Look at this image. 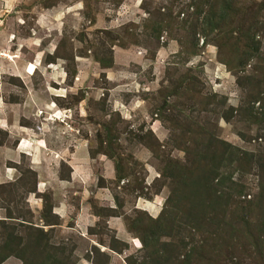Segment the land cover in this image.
Here are the masks:
<instances>
[{"label":"rangeland","instance_id":"1","mask_svg":"<svg viewBox=\"0 0 264 264\" xmlns=\"http://www.w3.org/2000/svg\"><path fill=\"white\" fill-rule=\"evenodd\" d=\"M55 94L71 120L46 115L39 142ZM3 109L8 126L19 118L22 145L39 147L12 161L17 134L0 129V169L13 170L0 183V264L22 263L6 255L5 232L23 238L26 263L108 264L112 250L113 264H264V0H0ZM73 156L82 185L69 179ZM52 176L68 182L61 194L38 182ZM59 200L66 220L47 228ZM80 202L100 216L86 226L96 246L72 226Z\"/></svg>","mask_w":264,"mask_h":264},{"label":"crops","instance_id":"2","mask_svg":"<svg viewBox=\"0 0 264 264\" xmlns=\"http://www.w3.org/2000/svg\"><path fill=\"white\" fill-rule=\"evenodd\" d=\"M55 19V18H54ZM42 53V52H41ZM40 53V54H41ZM43 53H45V52H43ZM43 53H42V55H43ZM52 54V52H49L48 51V54L47 55H51ZM47 62H53V61H47ZM28 63V65H22L20 68L22 69H25V70H21V72L23 73V74H30L29 72H28V68H30V66L31 65H33L34 67H36L35 68V70H34V72L36 71V69H37V62H35V63H32V62H27ZM26 63V64H27ZM30 63V64H29ZM53 65H57V62H53ZM48 71H47V73L48 74H50L51 76H49V77H52V78H50L51 79V81L52 82H54L53 81V78H56L57 80H59V81H56V82H54V83H57V84H59L58 86H59V88H60V90L61 89H64V87H63V85H62V83H63V80H62V78L59 76V70L57 69V68H55V67H50L49 69H47ZM26 72V73H25ZM61 78V79H60ZM64 79V78H63ZM75 81L76 80H73V82L69 85V88L70 89H73V86L75 85ZM45 84H46V82H45ZM47 85H49L48 83H47ZM46 86V85H45ZM68 91H70L69 89L67 90L66 89V93H68ZM56 97H65V95L64 94H55V95H49V99H47L46 101H43L44 103L42 104V109L44 110V112H45V114L44 115H42V117L44 118L45 117V119H41V120H39L40 122H41V124H37V126H36V137H35V139L37 140V141H39V142H41V141H43V139H44V136H42L44 133H45V127L46 126H44L43 124H47V119H46V115H51V113H54V114H52L53 116H51L52 117V119H54L55 120V122H57V123H59V124H65V122H67L68 120H71V118H70V114H69V116L66 114L67 112H66V110H71V108H69V107H64V106H60V105H57V103L54 101L55 99H56ZM40 107V108H41ZM70 113H72V112H70ZM5 116H6V110H2V112H1V115H0V129H2V130H6V132H8V134H10V135H12V134H17V136H15L16 137V147L14 148V150H12V152L14 153V155H10V153H8L7 154V157L8 158H12L13 160L12 161H15L17 158H18V155H22V154H26V153H24L25 151H23L24 149L26 150V149H28V150H31L34 146V144L36 145V143H32V145H31V147H27V146H23L22 145V143L23 142H21V137H19V135H18V133L20 132V129H21V125H20V121H19V118H18V120H17V116L16 115H14V118H13V121H12V123L10 124V126L13 128L12 130H9V128H10V126H8V123H7V121L6 120H4L5 119ZM22 116H24L23 114H22ZM71 117H72V114H71ZM15 119V120H14ZM66 120V121H65ZM46 121V122H45ZM65 121V122H64ZM13 122L15 123V127H16V130L14 129V124H13ZM65 129V128H64ZM35 130V129H34ZM65 132H67V133H70L69 132V130H65ZM42 133V134H41ZM38 134H41V135H38ZM71 134V133H70ZM68 137V136H67ZM79 139L77 138V141H78ZM74 141H75V139H74ZM74 141H70V143H72V142H74ZM73 144V143H72ZM37 147H39L38 145H36ZM2 148L3 147H1L0 146V153H1V151H2ZM31 151H33V150H31ZM11 152V153H12ZM74 153V152H73ZM1 155H2V153H1ZM27 155H29V154H27ZM70 155V154H69ZM72 155V154H71ZM84 158L83 157H81V159L77 162V165L79 166V168H78V170H77V168L76 167H74L72 164H75L76 163V160H75V156H73V158H70V160H68L67 161V163H68V165H69V167H70V173H69V179H70V181L71 182H75V181H77L78 183H80L81 185H82V181L83 180H85V178H84V173H83V163H84ZM81 161H83V162H81ZM33 164V163H32ZM8 167H5V169H7ZM37 168H35V169H33V170H35V172L37 171L36 170ZM8 172H2L1 171V169H0V174H1V178L2 179H4L3 181H0V183H2V182H7L9 179H8V177H11L12 175H13V170L12 169H10L9 168V170H7ZM37 174V173H36ZM41 175V174H40ZM43 176V175H42ZM5 179H6V181H5ZM8 179V180H7ZM74 179V180H73ZM69 181V182H70ZM38 182H41V183H43V182H46L45 184L46 185H49L50 183L51 184H54V182L56 183V187H58L59 189H57L56 188V190L57 191H59V193L61 194V192H64L63 191V189L66 187L65 185V182H67L65 179H63V178H61L60 176L58 177V176H56L55 178H54V176H52V178H49V177H43L42 179H40ZM35 183V190L34 191H36V192H42V190L44 191V185L43 184H39V183ZM68 183V182H67ZM45 185V186H46ZM31 192V191H30ZM49 192H51V191H49ZM33 194V193H32ZM31 194V195H32ZM51 196H52V193H51ZM55 198H57V199H59V198H62V196L60 195L59 197H58V194L57 193H55ZM31 199V198H30ZM52 200H53V196H52ZM32 201V203H30V200L29 199H27V203L29 204V207H30V209H31V211H32V214H33V217H34V215H36V217H37V214L39 213L38 212V209L40 208V205L38 204V201H34V200H31ZM53 204V205H52ZM83 204V203H82ZM81 204V202H80V206H79V208H78V210H77V212L75 213V217L73 218V220L71 221L72 222V226L73 227H75V228H77L75 231L78 233V234H80L84 239H86L85 237H86V234H87V237H88V245L90 244V245H95L96 246V243L93 241V239L92 238H90L89 237V235H88V233H86V226H89V223H88V221L90 220V216L92 215V216H95V218H97V220L99 221V219H100V216L99 215H96V214H91L90 212H88V208L84 205H82ZM51 208H50V214L51 215H53L55 218H56V220H57V223H55V225H53V224H51V225H47V228H55V226H57V227H60L61 226V224H62V222H64L65 220H66V217H67V215H68V212H69V205L67 204V203H65L64 202V200H59V201H57V203L55 204L54 202H52L51 203ZM100 205H102V204H100ZM106 207H108L109 209H115L116 208V206H111V205H106ZM42 208V207H41ZM107 216V215H106ZM105 216V217H106ZM108 216H110V215H108ZM41 219V218H40ZM39 219V220H40ZM42 220V219H41ZM58 220H59V222H58ZM106 223H109V226H110V228H112V229H114L116 232V234L118 235V236H116L117 237V239H121V241H125L127 244L129 243V244H131V242L129 241L130 239H132V237L125 231V230H123V227H122V224H121V221L119 220V218L117 217V216H112V217H106ZM118 224H120V227L122 228V230H123V232H124V234H122L121 233V231H120V229H119V227H118ZM93 225H95V223L93 224ZM75 228H73V230L75 229ZM88 230V229H87ZM119 237V238H118ZM120 237H122V238H120ZM80 240H83V239H80ZM84 241V240H83ZM134 245V244H133ZM98 246V245H97ZM91 247H93V246H91ZM106 249V248H105ZM108 249H110V248H108ZM113 251L111 250V252H108V254L110 255V258H109V263L108 264H113L114 262H115V260H117L118 259V257H116V256H121V255H119V254H116V252H113ZM78 257H79V259H78V264H92L90 261H88L85 257H82V256H80L79 254H78Z\"/></svg>","mask_w":264,"mask_h":264},{"label":"trees","instance_id":"3","mask_svg":"<svg viewBox=\"0 0 264 264\" xmlns=\"http://www.w3.org/2000/svg\"><path fill=\"white\" fill-rule=\"evenodd\" d=\"M51 59H55V57L53 56ZM182 180H183V182L185 183V179L184 178H182ZM178 190H180V187L179 186H177V188H176V191H178ZM32 191V190H31ZM50 208H51V206H50ZM42 211V210H41ZM113 211V210H112ZM29 212V211H28ZM108 216L109 214L107 213V214H105V216ZM42 217V216H41ZM156 219V221H154L155 222V227H158V224H160L159 223V220L157 219V218H155ZM140 219H138V221H139ZM55 223H57V222H55ZM54 223V224H55ZM1 227H2V229L4 230V231H6V228H7V226H6V224L3 222V221H1ZM154 229V228H153ZM156 229V228H155ZM40 232H42V230L40 231ZM151 233H154V230H152L151 231ZM5 235L8 237V238H5L4 240H2V242L1 243H4V247L3 248H5V250L7 251V254L6 255H15L16 257H18V258H20L21 260H22V263L21 264H48V262L47 261H50L51 259H52V257L49 255V254H46L45 255V258L43 259V260H41V261H29V262H25V258L20 254L21 253V251H24V250H26V247H21L20 249V253H18L17 252V247H19V246H21V243H22V241H23V238H21V237H14V236H12L9 232H5ZM142 241H143V243L144 244H146V242H145V240L142 238ZM9 244H13V245H15V246H13L12 248H10L9 247ZM35 246H38L37 247V249H41L42 251H46V250H44V246L43 245H38V244H35V245H33V243L31 244V247H35ZM101 248V247H100ZM102 250H106V249H104L103 247L101 248ZM8 257V256H7ZM2 261V260H1Z\"/></svg>","mask_w":264,"mask_h":264},{"label":"bare ground","instance_id":"4","mask_svg":"<svg viewBox=\"0 0 264 264\" xmlns=\"http://www.w3.org/2000/svg\"><path fill=\"white\" fill-rule=\"evenodd\" d=\"M34 70H35V67L33 65H31L30 68H28V72L30 74H33Z\"/></svg>","mask_w":264,"mask_h":264}]
</instances>
